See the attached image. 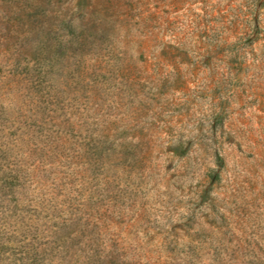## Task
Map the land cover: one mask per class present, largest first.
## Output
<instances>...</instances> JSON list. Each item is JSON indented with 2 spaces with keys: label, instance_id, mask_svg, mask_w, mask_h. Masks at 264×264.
Instances as JSON below:
<instances>
[{
  "label": "rangeland",
  "instance_id": "rangeland-1",
  "mask_svg": "<svg viewBox=\"0 0 264 264\" xmlns=\"http://www.w3.org/2000/svg\"><path fill=\"white\" fill-rule=\"evenodd\" d=\"M0 264H264V0H0Z\"/></svg>",
  "mask_w": 264,
  "mask_h": 264
}]
</instances>
